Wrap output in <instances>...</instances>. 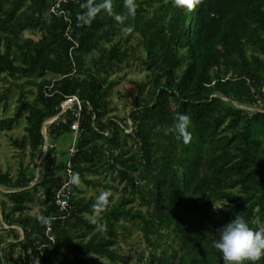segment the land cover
<instances>
[{
	"label": "trees",
	"instance_id": "obj_1",
	"mask_svg": "<svg viewBox=\"0 0 264 264\" xmlns=\"http://www.w3.org/2000/svg\"><path fill=\"white\" fill-rule=\"evenodd\" d=\"M51 3L0 0V80L8 82L0 114L16 92L0 129L24 119L29 156L14 176L0 167V213L12 237H0V264H124L134 230L148 250L135 264H223L213 241L224 223L239 215L264 231V0H134L132 15L125 0L70 1L71 54L67 22L46 16ZM89 5L101 7L85 23ZM138 48L146 78L116 116L110 95L123 76L108 74ZM73 95L81 101L73 194L60 210L67 149L58 141L74 133L77 109L61 103ZM37 216L60 217L53 243Z\"/></svg>",
	"mask_w": 264,
	"mask_h": 264
},
{
	"label": "rangeland",
	"instance_id": "obj_2",
	"mask_svg": "<svg viewBox=\"0 0 264 264\" xmlns=\"http://www.w3.org/2000/svg\"><path fill=\"white\" fill-rule=\"evenodd\" d=\"M24 36H31L33 39L38 38V34H31L25 32ZM138 35H135L130 39V43H136ZM94 55V54H93ZM142 56V48H138L134 57H131L127 62L121 63L118 68L112 69L108 74V80L119 79L123 76V79L120 80L119 84L115 85L113 91L110 95V111L116 116H123L134 104V96L137 91L139 83L146 78V70L142 62H140V57ZM86 63H91V58H86ZM125 76V77H124ZM8 82H2L0 80V91L4 86H7ZM33 88V87H31ZM34 89V88H33ZM11 101L8 109L0 114V117L8 116L11 114L15 104H16V92L11 95ZM32 95H28V98H31ZM24 119H21L18 126L14 127L11 130H1L0 129V167L2 170H9L11 176L16 174L18 168V162L22 160L27 163L29 160L28 156V147L25 141V133L23 130ZM48 123V122H47ZM130 131V128L127 129ZM73 134V133H72ZM66 134L62 139L58 141V147L63 146L65 143H71L73 135ZM13 140H16L14 143ZM63 144V145H62ZM59 149L66 148L65 145ZM67 149V148H66ZM44 150V149H43ZM60 150V151H61ZM67 154V153H65ZM37 172L38 163L32 166ZM36 178V177H35ZM35 180V179H34ZM115 183V182H114ZM116 184V183H115ZM121 185H117V191L114 193V198L119 194V188ZM2 192H6L5 189H1ZM94 193V190H87V194ZM4 198L0 194V199ZM38 207L37 204L32 205L30 213H32ZM7 228L2 221V216L0 213V237L5 238V240H11V235L7 231L3 230ZM4 247L6 244H0ZM145 243L140 237V232L134 230L128 239L127 244H122V250L127 254L128 259L124 264H135L136 257L140 251H143L147 255L148 250L144 248ZM18 251V248H14V253Z\"/></svg>",
	"mask_w": 264,
	"mask_h": 264
},
{
	"label": "clouds",
	"instance_id": "obj_3",
	"mask_svg": "<svg viewBox=\"0 0 264 264\" xmlns=\"http://www.w3.org/2000/svg\"><path fill=\"white\" fill-rule=\"evenodd\" d=\"M176 4L177 6L184 5L180 0H176ZM104 6H107V0ZM100 7L101 5L87 7L85 16L88 19L85 23L90 21ZM125 7L128 15H132L135 8L134 0H125ZM37 219L46 223L50 218L37 216ZM217 232L218 237L213 241V247L221 254L223 264H246V262L255 264L261 256H264V231L254 230L243 217L234 216L218 228ZM20 233L22 235L21 229Z\"/></svg>",
	"mask_w": 264,
	"mask_h": 264
},
{
	"label": "built area",
	"instance_id": "obj_4",
	"mask_svg": "<svg viewBox=\"0 0 264 264\" xmlns=\"http://www.w3.org/2000/svg\"><path fill=\"white\" fill-rule=\"evenodd\" d=\"M51 1H52V3L46 12V16L47 17H51V16L62 17L67 22L64 35L66 36V38L68 40H71L73 42V45L69 49V54H71L72 49L76 48L78 46V44L73 39V36H72V22H71V19L69 17V12L65 9V7H63V5L70 3V1H75V0H51ZM74 71H75V69L73 68L72 72H74ZM74 105L77 108L76 111L74 112V120L71 124V128L74 131V135L72 138V143L67 149V154H66L67 164H66V168L64 169L63 179H62L60 187L58 188V190L55 193V204L58 206V208L60 210H65L69 207V200L73 194V187H72L73 172L71 169V160L70 159L73 157V155L75 154V152L77 150L75 147L74 141H75V134H76V131L78 128V120L80 117L81 101L79 100V98L76 95H73V96L67 97L61 103L62 111H65L67 108H70L71 106H74ZM128 128H130V131H131L132 125L130 124ZM128 128H126V131ZM57 218H60V217L53 216L48 220V222L45 223L44 233L47 236V238L49 239V241L52 243L55 241V235L52 231V224L51 223H52V221H54ZM33 264H39V260L36 259L33 262Z\"/></svg>",
	"mask_w": 264,
	"mask_h": 264
},
{
	"label": "water",
	"instance_id": "obj_5",
	"mask_svg": "<svg viewBox=\"0 0 264 264\" xmlns=\"http://www.w3.org/2000/svg\"><path fill=\"white\" fill-rule=\"evenodd\" d=\"M55 117H56V116L52 117V118L49 119L47 122H51ZM42 133H43V135H44V137H45V142H44V150H43V154H42V156H41V158H40V160H39V162H38L37 175H38V171H39V165H40V162H41V160L43 159V157H44V155H45V153H46V151H47V145H48L47 140H46V136H45V126L42 127ZM36 179H37V176H36V178H35V181H36Z\"/></svg>",
	"mask_w": 264,
	"mask_h": 264
},
{
	"label": "crops",
	"instance_id": "obj_6",
	"mask_svg": "<svg viewBox=\"0 0 264 264\" xmlns=\"http://www.w3.org/2000/svg\"><path fill=\"white\" fill-rule=\"evenodd\" d=\"M46 122H47V121H46ZM46 122H45L44 124H46ZM130 124H132V123H130ZM130 124H129V125H130ZM62 145H63V144H62ZM64 145H65V147L67 148V147L70 145V143H65ZM64 145H63V146H64ZM60 146H61V145H60ZM60 146H59V147H60ZM63 146H61V147H63ZM66 148H65V149H66ZM38 162H39V161H38ZM39 169H40V165H39ZM36 173H37V172H36ZM36 176H37V175H36ZM36 180H37V179H36ZM34 182H36V181L34 180ZM89 190H91V189H89ZM86 195H88L87 192H86ZM6 227H7V226H6ZM16 228L19 230V233H20V227H17V226H16ZM20 234H21V233H20Z\"/></svg>",
	"mask_w": 264,
	"mask_h": 264
},
{
	"label": "snow or ice",
	"instance_id": "obj_7",
	"mask_svg": "<svg viewBox=\"0 0 264 264\" xmlns=\"http://www.w3.org/2000/svg\"><path fill=\"white\" fill-rule=\"evenodd\" d=\"M181 3L187 4L189 7L192 6V0H180Z\"/></svg>",
	"mask_w": 264,
	"mask_h": 264
}]
</instances>
